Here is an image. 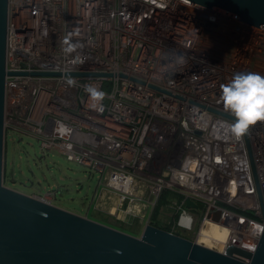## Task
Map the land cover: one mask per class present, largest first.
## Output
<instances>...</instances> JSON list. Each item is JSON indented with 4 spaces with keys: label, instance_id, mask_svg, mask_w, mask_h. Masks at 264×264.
Segmentation results:
<instances>
[{
    "label": "built area",
    "instance_id": "built-area-1",
    "mask_svg": "<svg viewBox=\"0 0 264 264\" xmlns=\"http://www.w3.org/2000/svg\"><path fill=\"white\" fill-rule=\"evenodd\" d=\"M7 69L124 75L180 97L125 78L10 76L6 141L33 134L44 154L98 172L128 207L145 205L143 218L172 192L167 226L186 238L212 207L264 226L245 136L184 102L234 118L221 86L237 73L264 76V30L186 0H10ZM89 86L105 94L102 107H91ZM246 135L264 207V121Z\"/></svg>",
    "mask_w": 264,
    "mask_h": 264
},
{
    "label": "water",
    "instance_id": "water-1",
    "mask_svg": "<svg viewBox=\"0 0 264 264\" xmlns=\"http://www.w3.org/2000/svg\"><path fill=\"white\" fill-rule=\"evenodd\" d=\"M186 1L264 30V0ZM9 18L10 0H0V264H264V226L215 207L206 212L195 241L160 229L153 221L138 238L6 187V85L10 76L125 78L183 101L124 75L9 72ZM245 141L264 221L247 135ZM186 203L188 208H198L189 199Z\"/></svg>",
    "mask_w": 264,
    "mask_h": 264
},
{
    "label": "rangeland",
    "instance_id": "rangeland-1",
    "mask_svg": "<svg viewBox=\"0 0 264 264\" xmlns=\"http://www.w3.org/2000/svg\"><path fill=\"white\" fill-rule=\"evenodd\" d=\"M7 139L6 187L29 196L46 198L64 210L138 238L145 225L151 222L155 208L150 207L145 218L125 214L128 202H122L118 194L122 202L119 205L117 193L100 185L98 172L78 165L55 150L44 154L33 134L9 135ZM171 215L174 212L165 207L160 223L169 225L168 216ZM197 234L189 235L188 239L195 241Z\"/></svg>",
    "mask_w": 264,
    "mask_h": 264
},
{
    "label": "clouds",
    "instance_id": "clouds-1",
    "mask_svg": "<svg viewBox=\"0 0 264 264\" xmlns=\"http://www.w3.org/2000/svg\"><path fill=\"white\" fill-rule=\"evenodd\" d=\"M225 111L234 118L226 126V131L239 140L245 136L250 127L258 121H264V76L257 73H237L231 81L221 86ZM90 105L102 107L105 94L95 86H89Z\"/></svg>",
    "mask_w": 264,
    "mask_h": 264
},
{
    "label": "trees",
    "instance_id": "trees-1",
    "mask_svg": "<svg viewBox=\"0 0 264 264\" xmlns=\"http://www.w3.org/2000/svg\"><path fill=\"white\" fill-rule=\"evenodd\" d=\"M172 197H178L177 195H174L172 192L170 191H165L163 193V195L161 196L157 207L154 210L153 216H152V220L155 223L156 227L166 230V231H171V227L170 226H164L160 223L159 221V216L163 214V210L165 209V207H167L169 199H171ZM178 235H180V233H177Z\"/></svg>",
    "mask_w": 264,
    "mask_h": 264
},
{
    "label": "bare ground",
    "instance_id": "bare-ground-1",
    "mask_svg": "<svg viewBox=\"0 0 264 264\" xmlns=\"http://www.w3.org/2000/svg\"><path fill=\"white\" fill-rule=\"evenodd\" d=\"M129 184H126V185H118L117 187L119 188V189H121V190H123V191H125V192H128V193H134L135 192V189H133V188H131V187H129L128 186ZM118 195V194H117ZM118 197H119V199H118V201H117V203L119 204V202H120V199H121V197H120V195H118ZM115 208V207H114ZM117 208V207H116ZM111 211V210H110ZM133 214V215H135V216H137V217H140V218H143L144 217V215H145V213H146V206L145 205H142V204H140V203H138V202H132L130 205H129V207H128V209L125 211V214ZM127 214V215H128ZM114 215V214H113Z\"/></svg>",
    "mask_w": 264,
    "mask_h": 264
}]
</instances>
